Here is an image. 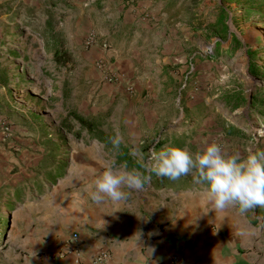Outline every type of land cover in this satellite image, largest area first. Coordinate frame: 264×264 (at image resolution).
Listing matches in <instances>:
<instances>
[{"label":"rangeland","instance_id":"374dc122","mask_svg":"<svg viewBox=\"0 0 264 264\" xmlns=\"http://www.w3.org/2000/svg\"><path fill=\"white\" fill-rule=\"evenodd\" d=\"M212 141L264 150V0H0V264H31L88 222L187 235L204 185L155 176L151 153ZM120 148L148 179L97 204L96 177L127 170ZM242 214L264 236V206Z\"/></svg>","mask_w":264,"mask_h":264},{"label":"crops","instance_id":"0c3cea01","mask_svg":"<svg viewBox=\"0 0 264 264\" xmlns=\"http://www.w3.org/2000/svg\"><path fill=\"white\" fill-rule=\"evenodd\" d=\"M95 24L102 25L98 20ZM95 51L103 54L102 49ZM195 213L187 235L177 222L164 227L149 222L139 232L134 226L112 231L88 222L70 233L60 231L52 248L31 264H92L102 251L109 255L106 264H168L172 257L182 264H264L263 232L249 226L248 217L236 206L217 211L204 204ZM72 233L79 238L78 260L72 254L59 261L50 258Z\"/></svg>","mask_w":264,"mask_h":264},{"label":"clouds","instance_id":"9594fccd","mask_svg":"<svg viewBox=\"0 0 264 264\" xmlns=\"http://www.w3.org/2000/svg\"><path fill=\"white\" fill-rule=\"evenodd\" d=\"M112 143L114 147L119 145L118 134ZM151 161L148 171L157 177L176 181L191 174L195 183L204 185L205 204L217 211L236 206L245 213L264 206V150L248 147L242 152H225L212 141L190 153L184 148L165 145L152 151ZM147 179L148 176L139 171H116L109 167L90 186V197L97 204L105 201L120 204L127 200L123 188L140 190Z\"/></svg>","mask_w":264,"mask_h":264},{"label":"built area","instance_id":"2783aa9c","mask_svg":"<svg viewBox=\"0 0 264 264\" xmlns=\"http://www.w3.org/2000/svg\"><path fill=\"white\" fill-rule=\"evenodd\" d=\"M98 68L105 69L106 62L100 60L98 62ZM107 78L111 83L117 82L118 79L117 75L114 72L110 71L109 67ZM78 239V235L76 233H72L70 237L60 247V249L50 255V258L59 261L67 255L72 254L78 260ZM108 257L109 255L105 251H102L93 259L92 264H106ZM168 264H182V261L178 257H172L169 260Z\"/></svg>","mask_w":264,"mask_h":264},{"label":"trees","instance_id":"16d2710c","mask_svg":"<svg viewBox=\"0 0 264 264\" xmlns=\"http://www.w3.org/2000/svg\"><path fill=\"white\" fill-rule=\"evenodd\" d=\"M60 58H63V57H60ZM253 58H251V61H252ZM76 121L78 122V124L80 125V127L84 130H87L88 132L92 133L93 130H94V126L88 122V121H85L83 120L82 118H79V117H76L75 118ZM95 140H98V141H101L100 139L98 138H95ZM119 154L117 155V158H118V161L124 165V167L126 166L127 170H132V169H141V165L136 162L135 159H133L131 157V155L128 153L127 149L125 148H120V151L118 152ZM146 161V159H145ZM134 162H136V165L134 166ZM135 167V168H134Z\"/></svg>","mask_w":264,"mask_h":264}]
</instances>
